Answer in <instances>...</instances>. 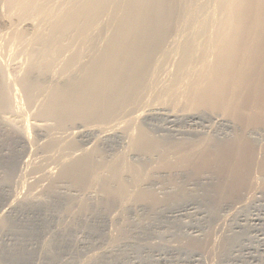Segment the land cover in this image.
<instances>
[{
    "label": "bare ground",
    "instance_id": "obj_1",
    "mask_svg": "<svg viewBox=\"0 0 264 264\" xmlns=\"http://www.w3.org/2000/svg\"><path fill=\"white\" fill-rule=\"evenodd\" d=\"M202 11L204 16L199 18ZM0 41L8 42L25 57L23 70L13 74L12 80L11 74L6 77L4 73L2 77L1 73L8 69H3L7 64H0L4 70L0 71V120L14 123L12 118L15 116L18 121L20 117L16 116L21 109L19 102L25 101V108L37 102L33 105L36 108L31 109L32 121L39 122H34L33 130L35 134L56 131V137L47 136L43 143L53 152L75 148L79 140L75 137L85 138V125L97 127L125 117L146 102L148 91L155 92L154 101L160 106H170V112L178 109L185 117L217 116L233 128L232 135L224 139L205 134L197 139L162 141L137 122L143 117L137 116L139 111L134 118L130 113L126 119H132L128 121L117 119L125 123L128 152L148 159L155 156L156 166L130 165L121 155L106 161L96 145L67 158L60 155L56 159L53 154L55 157L46 161L54 159L58 166L55 175L50 170L44 172L47 184L42 191L46 197L56 196L63 182L84 192L87 185H96L105 210L128 197L131 203L154 209L162 199L146 183L157 172H166V183L173 187L172 199L184 194L183 184L175 181L177 173L195 181V176L209 172L217 177L212 186L217 198L225 201L237 198L249 187L255 171L264 174V155L256 158L249 137V132L264 129V0H0ZM172 43L175 47L170 51ZM171 52L178 58L174 71L169 73V81H161L163 86L157 88L156 71ZM11 87H16L24 101L11 93ZM178 111L172 113L178 115ZM118 121L114 123L117 125ZM26 131L23 136L11 131L12 134L0 137V167L4 170L0 185L9 174L12 176L19 156L14 149L6 152L13 147L3 151L4 146L15 144L18 139L26 141ZM125 175L130 183L123 180ZM5 227L7 221L2 219L0 228ZM119 229L120 236L123 230ZM187 247L197 249L198 240L191 239Z\"/></svg>",
    "mask_w": 264,
    "mask_h": 264
},
{
    "label": "rangeland",
    "instance_id": "obj_2",
    "mask_svg": "<svg viewBox=\"0 0 264 264\" xmlns=\"http://www.w3.org/2000/svg\"><path fill=\"white\" fill-rule=\"evenodd\" d=\"M204 1L207 2V0H201V2ZM197 2L201 3L200 0H197ZM204 11L201 12L202 14H199V18L204 16ZM2 43L3 41H0V64H3V67L4 64L9 65H5L4 68L1 67L8 69L1 74L2 77L4 75L9 77L11 74L10 78L12 80L13 74L15 75L17 72L23 70L25 57L23 54H19V51H16L15 48H11L8 42ZM172 45L170 51H173L175 47V45L173 47ZM169 46L170 44H168ZM168 56L165 58V60L167 59L166 61L164 60L165 62L162 61V67L158 68L159 71L158 69L156 71L158 75L155 74L157 76L155 78L159 81L155 85L157 88L162 87V82L164 81V84H166L171 77L169 73L174 71L173 66L176 63L175 59H178L177 55L175 52H171ZM16 59L17 63H15ZM3 69H0V71L2 72ZM159 76L161 79H158ZM10 78H8V81ZM5 79L7 80V78ZM154 82L153 85L156 84ZM158 83H160V86ZM11 90V93L15 97H19L17 99L21 101L22 97L16 90V87H11ZM14 91L17 92L15 93ZM154 96L155 92L148 91V94L145 93L144 97L149 101L147 102L145 98L146 102L143 100L146 106L142 101L143 105L141 104L131 112H127L125 117L121 116L122 118L119 117L117 119H122L119 121H123L128 116L130 117V113L133 114L134 118L139 111L137 116L142 114L141 116L143 117L138 118L139 121L137 120V122L143 123L142 126L144 125L143 127L153 137L158 140L162 139V141L197 139L205 134L212 135L216 139H224L233 133L232 126L220 117L215 116L214 118L213 116L206 117L204 115L185 117L178 109H175L176 112L178 111V115L173 114L176 112L174 110L170 112V106L161 105V107L158 102L154 101ZM20 103H22L21 107L20 105L18 107L22 110L19 109V113L16 115L17 118L20 115L18 121L14 120L15 116L11 120L15 121L16 125L13 122H9L10 120L8 119L2 118V121L0 120V129H2L0 131H3V128L7 130V132H5L6 130L3 133L0 132V137L2 138L4 133L7 134L9 132L10 134H14L16 131L21 132L23 136L26 131L25 128L28 126L30 128L26 131V135L28 136L29 134L30 138L27 139L28 141L23 140L22 142L20 140V143L18 139L15 144H12L14 146H4L6 148L3 150L5 151L13 147L6 152L14 149L19 152V156L12 176L9 174L5 183L3 181L4 184L0 185V221L2 219H6L7 221V227L5 229L0 228V264H86L89 260L91 262L89 261L90 263L88 262V264H264V174L255 171L251 185L243 189L237 198L225 201V199L217 198L216 192L212 188L217 177L209 172H203L197 177L195 176V181H193L194 179H187L183 173H177L175 181L179 180L178 184H183L181 188L184 194L181 198L177 195L173 199L171 197L173 194L171 189L173 187L166 183V172H157L155 173V176H157L151 177L152 179L148 180L150 182L146 183V187H149L150 191H156L158 194L153 192L162 199L161 205H158L154 209H151L148 205L131 203L128 197L126 199L127 202L124 200L121 204L117 201L113 206L105 210L100 204L102 199L100 200L101 196L97 192L96 185H87L84 192L76 191V189L70 188L68 183L63 182L60 184L61 188L59 187V193L56 196L46 197L42 191L43 187L47 184L44 172L46 174L50 170L55 175L58 166H56L58 163L54 159L46 161L50 157L56 156V159L60 155H66V158L69 155L71 157L74 153L78 155L81 151L80 149L96 145L103 152L102 154L106 161H109L114 156L121 155L125 158L127 164L135 166L143 165L151 168L153 166L152 163H154V167L156 166L155 161L157 158L154 156V159H148L132 151L129 154L128 138L125 132H123V125L125 123L119 122L117 119L109 122L113 125L114 131L113 127L108 125V122V124L106 123L108 126L106 124H99L97 127V124L83 126L85 127L83 134L86 139L84 138L83 140L82 138L75 137L79 139H75L76 142L79 145L83 144V146H79L76 143L77 146L73 148L75 150L72 148V151L71 149L64 151L55 150L54 153V149L44 148L43 143L49 137H53V135L56 137V131L51 130V132H54V134H51L49 130H43L35 134L33 130L34 122L35 124L39 123L35 119L32 121L31 117L32 111H34L31 109L33 107L36 108L37 102L34 103L36 104L35 106H33L34 104H31V106L25 104L26 108L24 106L25 101ZM138 107L140 110H138ZM179 112L182 116H180ZM169 113H171V116ZM23 117L25 119L29 118L27 119L28 122ZM129 119L124 121H128ZM117 121L118 124L116 125ZM9 123L11 124L10 127ZM119 123L123 126L122 128L119 127ZM87 126L93 128H90L89 131ZM11 127L12 129L15 128L14 130L16 131H13ZM18 127H20L19 129H23L19 130ZM96 129H98V132ZM70 131L73 130L71 129ZM70 131L68 130L67 133ZM263 131L264 129L254 131L252 132L253 134L249 132L257 159H262L264 155ZM18 132L14 135L17 136ZM9 133L7 135L4 134V137L8 136ZM19 133L18 135H21ZM39 133L40 135H38ZM58 134L57 136H59ZM126 154L127 156L125 157ZM0 173H2L0 174V177H2L4 175L2 168L0 169ZM17 178L18 180H16ZM124 178H126L123 179L124 181L127 180L125 182L130 183L129 177L125 175ZM118 229L123 230V234L120 236ZM193 238L199 242V247L195 250L187 247ZM92 254L96 256L91 257L93 256Z\"/></svg>",
    "mask_w": 264,
    "mask_h": 264
}]
</instances>
